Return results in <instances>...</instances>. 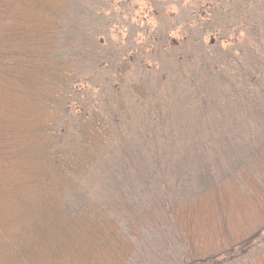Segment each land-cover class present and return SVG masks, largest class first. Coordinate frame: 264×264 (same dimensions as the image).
Masks as SVG:
<instances>
[{"label":"rangeland","instance_id":"1","mask_svg":"<svg viewBox=\"0 0 264 264\" xmlns=\"http://www.w3.org/2000/svg\"><path fill=\"white\" fill-rule=\"evenodd\" d=\"M211 8L212 21L196 26ZM57 41L55 57L78 71L69 121L95 108L115 133L66 211L95 206L113 219L135 248L129 264H186L169 208L229 174L247 191L236 174L244 166L264 173V1L69 0ZM249 71L257 85L240 84ZM138 83L146 98L133 93ZM75 140L70 130L63 144ZM235 252L228 264L264 253V230Z\"/></svg>","mask_w":264,"mask_h":264},{"label":"trees","instance_id":"2","mask_svg":"<svg viewBox=\"0 0 264 264\" xmlns=\"http://www.w3.org/2000/svg\"><path fill=\"white\" fill-rule=\"evenodd\" d=\"M68 7L69 0H0V264H129L135 252L95 206L65 208L66 195L115 135L98 109L83 110L73 123L66 115L78 71L55 53ZM211 9L197 16L196 26L212 21ZM256 30L261 34L259 24ZM238 32L233 29L231 40ZM129 70V60L119 65V83ZM258 82L253 71L240 79L247 86ZM132 91L148 95L142 83ZM70 130L76 140L65 146ZM236 174L247 191L229 174L169 208L186 264H228L264 230V173L258 179L244 166ZM245 264H264V253Z\"/></svg>","mask_w":264,"mask_h":264}]
</instances>
